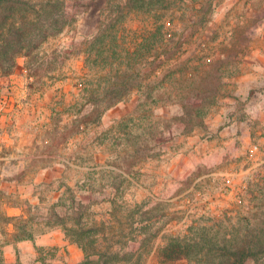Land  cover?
<instances>
[{"label":"rangeland","instance_id":"374dc122","mask_svg":"<svg viewBox=\"0 0 264 264\" xmlns=\"http://www.w3.org/2000/svg\"><path fill=\"white\" fill-rule=\"evenodd\" d=\"M63 10L0 76V264H218L264 242V0Z\"/></svg>","mask_w":264,"mask_h":264},{"label":"trees","instance_id":"16d2710c","mask_svg":"<svg viewBox=\"0 0 264 264\" xmlns=\"http://www.w3.org/2000/svg\"><path fill=\"white\" fill-rule=\"evenodd\" d=\"M15 3L20 12L18 22L10 24L6 18L0 22V76L10 74L18 58H29L44 41L59 34L65 23L63 0H15ZM131 88L121 85L112 89V98L105 109L125 100ZM92 112L101 113L94 108ZM259 238L252 237L240 246L224 248L218 264H244L249 258L264 254V242Z\"/></svg>","mask_w":264,"mask_h":264},{"label":"crops","instance_id":"0c3cea01","mask_svg":"<svg viewBox=\"0 0 264 264\" xmlns=\"http://www.w3.org/2000/svg\"><path fill=\"white\" fill-rule=\"evenodd\" d=\"M1 103H3V102H2V101H0V105H1ZM3 105H4V104H3ZM0 108H1V111H2L1 113H2V114H3L4 112H6V111H7V110H4V109H3V108H4L3 106H2V107L0 106ZM2 116H3V115H2Z\"/></svg>","mask_w":264,"mask_h":264}]
</instances>
